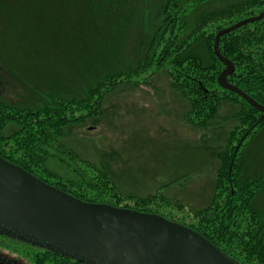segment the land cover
I'll use <instances>...</instances> for the list:
<instances>
[{
  "label": "trees",
  "instance_id": "1",
  "mask_svg": "<svg viewBox=\"0 0 264 264\" xmlns=\"http://www.w3.org/2000/svg\"><path fill=\"white\" fill-rule=\"evenodd\" d=\"M98 1L105 9L102 15L113 19L124 12L126 16L135 13L136 2L140 7V0H122L124 6H118L120 0ZM161 2L156 28L144 38L145 43L138 45L143 49L135 59H139L138 64L132 66L135 60H128L130 67L123 70L125 73L104 75L82 89L75 85L42 88L40 98L27 106L18 107L0 99V159L82 202L154 214L184 226L234 264H264V221L253 207L255 196L264 188V175L246 179L239 164L246 141L264 127V118L240 96L218 85L217 78L225 66L213 53L217 32L264 11V0ZM198 46L202 55L198 54ZM218 49L233 65L227 82L264 106V18L223 35ZM117 57L112 56L106 63L114 61L115 67ZM127 64L118 63L122 69ZM162 67L172 89L190 104L186 120L191 126L206 129L222 104L234 108L231 118L236 125L228 134L224 150L217 154L221 165L214 194L189 223L165 212L162 205L169 204L158 194L137 198L134 206H123L105 168L81 160L60 142L68 127L98 119L101 96L116 83L137 81L134 78ZM52 164L59 165L61 171L54 170ZM0 260H11V264H87L5 228H0Z\"/></svg>",
  "mask_w": 264,
  "mask_h": 264
},
{
  "label": "rangeland",
  "instance_id": "2",
  "mask_svg": "<svg viewBox=\"0 0 264 264\" xmlns=\"http://www.w3.org/2000/svg\"><path fill=\"white\" fill-rule=\"evenodd\" d=\"M155 1L140 0L135 13L126 16L120 10L124 13L113 19L102 15L105 9L98 0H0V99L27 106L40 98L42 88L75 85L82 89L104 75L125 73L128 60L143 53L138 45L157 26L162 2ZM124 5L120 0L118 6ZM112 56H118L115 67L114 61L106 63ZM125 61L127 67L122 69L118 63ZM134 80L116 83L102 94L98 119L66 127L60 142L81 160L105 168L123 206L158 194L168 202L162 208L171 217L192 222L214 194L221 165L217 154L236 125L231 118L234 108L222 104L206 129H198L186 120L190 104L172 89L164 67ZM246 143L239 158L242 175L261 177L264 127ZM52 168L61 171L57 164ZM253 207L264 221V188ZM47 247L88 264H128L60 244Z\"/></svg>",
  "mask_w": 264,
  "mask_h": 264
},
{
  "label": "water",
  "instance_id": "3",
  "mask_svg": "<svg viewBox=\"0 0 264 264\" xmlns=\"http://www.w3.org/2000/svg\"><path fill=\"white\" fill-rule=\"evenodd\" d=\"M263 18L264 11L238 21L217 32L213 43L214 56L225 66L217 78L218 85L240 96L262 118L264 106L227 82L233 65L220 55L218 46L223 35ZM0 228L45 246L60 244L110 262L234 264L184 226L154 214L82 202L2 159Z\"/></svg>",
  "mask_w": 264,
  "mask_h": 264
},
{
  "label": "flooded vegetation",
  "instance_id": "4",
  "mask_svg": "<svg viewBox=\"0 0 264 264\" xmlns=\"http://www.w3.org/2000/svg\"><path fill=\"white\" fill-rule=\"evenodd\" d=\"M7 261H8V263L7 262L3 263L4 261L0 260V264H11V260H7Z\"/></svg>",
  "mask_w": 264,
  "mask_h": 264
}]
</instances>
